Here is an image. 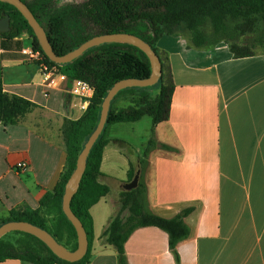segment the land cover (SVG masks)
Listing matches in <instances>:
<instances>
[{
    "label": "crops",
    "instance_id": "obj_1",
    "mask_svg": "<svg viewBox=\"0 0 264 264\" xmlns=\"http://www.w3.org/2000/svg\"><path fill=\"white\" fill-rule=\"evenodd\" d=\"M30 45L34 38L27 33L0 35L4 90L34 103L16 123L0 120V219L12 210L39 208L55 190L68 160L64 124L80 119L89 106L84 109V100L71 93L70 80L57 88L43 85L38 64L21 52ZM157 47L174 91L170 116L154 133L174 150L155 148L149 155V206L163 217L193 207L185 218L190 234L177 246L180 264H264V50L235 56L226 41L196 47L186 35L169 33ZM136 98L125 91L111 106L125 109ZM122 123H111L106 131L112 141L103 151L100 182L110 191L90 207V264H119L116 247L103 234L122 212L120 195L130 179V160L136 161L147 146L143 143L139 150L116 144L113 140L130 143L120 133ZM24 161L27 169H19ZM42 213L53 225L59 219L58 201H48ZM123 213L128 215L127 210ZM125 251L129 264H178L168 232L154 225L136 228ZM0 264L29 263L8 258Z\"/></svg>",
    "mask_w": 264,
    "mask_h": 264
},
{
    "label": "trees",
    "instance_id": "obj_2",
    "mask_svg": "<svg viewBox=\"0 0 264 264\" xmlns=\"http://www.w3.org/2000/svg\"><path fill=\"white\" fill-rule=\"evenodd\" d=\"M23 1L45 28L54 50L60 55L97 35L125 32L144 39L158 55L157 42L162 35L169 33L186 35L196 47L211 48L221 41H226L235 56H247L257 50L236 43L231 44V39H237L239 32L250 31L252 34H259L258 29L264 24V0H85L61 10L55 9L52 14L49 12L59 0ZM6 14L11 17V30L0 32V35L7 38H15L25 33L31 35L35 48L44 54L46 64L64 72L70 79L81 78L89 81L95 87V94L80 119H67L64 124L68 160L55 190L44 196L41 206L37 209L12 210L8 218L0 219V226L8 221H28L46 229L66 247L70 240L75 238L69 248L75 250L78 247L77 231L63 210L66 184L76 168L80 153L99 123L102 104L109 89L122 79L148 78L152 71L151 62L147 54L133 44L106 42L87 49L81 56L61 65L45 54L34 29L21 11L9 2L0 1V18ZM47 14L49 17L45 22L43 18ZM258 41L262 43L264 39ZM162 65L164 67L163 63ZM1 75L0 72V120L5 124H13L29 112L34 103L24 97L8 94L4 90ZM148 87L156 88L157 93L152 95L145 87L135 86L120 90L114 97L115 99L125 91L137 94L133 106L118 111L111 106L107 124L90 150L81 185L72 198V210L82 221L88 234V252L79 260L69 261L56 255L39 237L23 231H12L20 234L21 239L13 242L3 240L6 234L1 237L0 262L17 258L29 264H90L94 239L90 207L110 191L108 184L100 182L103 151L112 141L106 138L107 127L111 123L138 121L144 116H149L153 127L148 144L143 154L137 156L136 161L130 160L129 181L139 172L138 185L131 190L123 189L120 195L122 212L127 210L128 215L123 216L122 212L115 215L103 237L116 247L119 264H129L125 242L130 234L138 227L158 226L168 232L170 248L180 264L177 246L190 234V226L185 218L193 211V207L183 209L174 217H163L154 213L149 206L145 180L151 151L155 148L174 150L171 145L158 140L154 133L155 126L170 116L174 83L163 68L160 80ZM113 141L120 147H131L125 140ZM53 198L58 201L59 219L49 225L42 213V207ZM64 232L69 233V241L64 240ZM28 242L41 244L45 251L30 247Z\"/></svg>",
    "mask_w": 264,
    "mask_h": 264
},
{
    "label": "water",
    "instance_id": "obj_3",
    "mask_svg": "<svg viewBox=\"0 0 264 264\" xmlns=\"http://www.w3.org/2000/svg\"><path fill=\"white\" fill-rule=\"evenodd\" d=\"M6 1L14 6H16L19 11L26 17L29 24L34 29L43 51L45 54L54 62L59 63L61 65L67 64L71 62L73 59L81 56L87 49L97 46L106 42H127L139 47L143 50L150 59L151 62V74L148 78L139 79V78H126L117 81L114 85L109 89L106 97L104 98L101 110V116L99 123L91 136L89 137L88 141L85 144L84 149L80 153L77 165L72 173L71 177L69 178L65 193L63 196V210L70 221L73 223L77 235H78V247L75 250H71L65 245L59 243L57 239L46 229L32 224L28 221H8L3 223L0 226V239L5 234L12 232V231H23L27 233H31L41 240H43L51 250L58 255L59 257L69 260V261H76L81 259L89 249V239L88 234L85 230V227L82 221L76 216L74 211L71 207V201L74 195L78 192L79 187L81 185L82 177L85 173L87 167V158L90 153L91 148L93 147L94 143L102 133L105 125L107 124L109 111L111 108V103L117 93L125 88L128 87H146L152 86L156 84L159 80L161 75L163 74V65L162 60L158 53L152 48V46L146 42L141 37L131 34V33H108L103 35H97L84 43H82L77 48L60 55L55 50L54 47L47 35L45 28L40 24L28 4L23 0H0ZM11 30V17L9 14L4 15L0 18V32H7ZM139 181V172L135 175L133 180L127 182L124 185L126 190H131L137 187Z\"/></svg>",
    "mask_w": 264,
    "mask_h": 264
},
{
    "label": "rangeland",
    "instance_id": "obj_4",
    "mask_svg": "<svg viewBox=\"0 0 264 264\" xmlns=\"http://www.w3.org/2000/svg\"><path fill=\"white\" fill-rule=\"evenodd\" d=\"M32 1V0H29ZM85 0H59L56 2V6L55 8L53 7L50 10V14L54 13L55 9L56 10H61L64 7L70 6V5H75V4H79L82 3ZM48 17L49 15H44L43 20L45 22L48 21ZM233 25V23L231 24ZM259 30V34L258 33H254L252 34V32L247 31L244 33L239 32V34L237 33V39H235V37H233L230 41V43H236L239 46H247L249 48H254L255 50H264V41H262V43H260L258 40L260 39H264V24H261ZM257 30V32H258ZM232 37V36H230ZM239 37V38H238ZM150 93H152V95H155L157 93L156 88H150L148 86L145 87ZM121 127L120 129V133L122 135H124L126 137V139H128L132 145V147L137 148L140 150V148L142 147V144L145 143V145H147L148 143V133H149V127L150 125H152V121L151 118L149 116H145L144 118H142L140 121H136V122H124L122 124H119ZM119 132V131H118ZM133 148V149H134ZM143 150V147H142ZM135 151V149H134ZM124 212V211H123ZM122 212V215L124 214ZM65 236H64V240L65 241H69L71 238L69 236L68 232H64ZM19 239H21V235H16L14 233H8L3 237V240L5 241H13V242H18ZM28 244L41 251H45V249L43 248V246H41V244L36 243V242H28Z\"/></svg>",
    "mask_w": 264,
    "mask_h": 264
},
{
    "label": "built area",
    "instance_id": "obj_5",
    "mask_svg": "<svg viewBox=\"0 0 264 264\" xmlns=\"http://www.w3.org/2000/svg\"><path fill=\"white\" fill-rule=\"evenodd\" d=\"M21 52L25 55L27 61L38 64L42 75V83L47 89L57 88L61 82L70 80L71 93L82 98L84 100L82 107L84 109L87 108L95 94V87L93 84L81 78L70 79L64 72L49 66L45 63L44 54L41 50L36 49L34 45L23 47ZM18 167L19 169L25 170L28 167V162H21Z\"/></svg>",
    "mask_w": 264,
    "mask_h": 264
}]
</instances>
